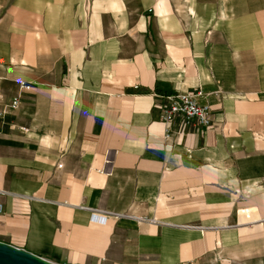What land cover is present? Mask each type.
<instances>
[{
	"label": "crops",
	"instance_id": "0c3cea01",
	"mask_svg": "<svg viewBox=\"0 0 264 264\" xmlns=\"http://www.w3.org/2000/svg\"><path fill=\"white\" fill-rule=\"evenodd\" d=\"M199 91L214 129L166 138L155 104ZM0 111V243L264 264V0H0Z\"/></svg>",
	"mask_w": 264,
	"mask_h": 264
},
{
	"label": "built area",
	"instance_id": "2783aa9c",
	"mask_svg": "<svg viewBox=\"0 0 264 264\" xmlns=\"http://www.w3.org/2000/svg\"><path fill=\"white\" fill-rule=\"evenodd\" d=\"M22 90H30L28 85H22ZM203 91L196 94H176L161 97L155 104V109L160 112L161 121L166 127L165 137L169 138L171 130H177L180 133H188L191 130L198 132H207L214 129V123L211 120L212 109L208 105L199 102L203 97ZM20 105V98L12 102L15 108ZM4 116V111H0V118ZM28 131L27 129H22ZM4 206L0 203V213H3ZM92 220L95 223L106 225L111 219L99 215H94Z\"/></svg>",
	"mask_w": 264,
	"mask_h": 264
},
{
	"label": "water",
	"instance_id": "95a60500",
	"mask_svg": "<svg viewBox=\"0 0 264 264\" xmlns=\"http://www.w3.org/2000/svg\"><path fill=\"white\" fill-rule=\"evenodd\" d=\"M0 264H55L24 249L0 243Z\"/></svg>",
	"mask_w": 264,
	"mask_h": 264
}]
</instances>
